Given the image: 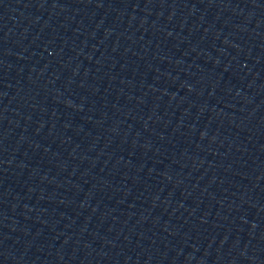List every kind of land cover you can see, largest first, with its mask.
<instances>
[{
	"label": "water",
	"instance_id": "obj_1",
	"mask_svg": "<svg viewBox=\"0 0 264 264\" xmlns=\"http://www.w3.org/2000/svg\"><path fill=\"white\" fill-rule=\"evenodd\" d=\"M0 264H264V0H0Z\"/></svg>",
	"mask_w": 264,
	"mask_h": 264
}]
</instances>
